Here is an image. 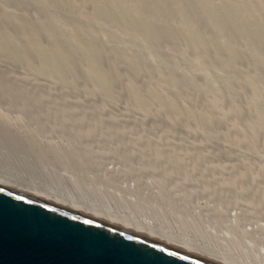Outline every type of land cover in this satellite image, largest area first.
I'll list each match as a JSON object with an SVG mask.
<instances>
[{
	"label": "rangeland",
	"instance_id": "1",
	"mask_svg": "<svg viewBox=\"0 0 264 264\" xmlns=\"http://www.w3.org/2000/svg\"><path fill=\"white\" fill-rule=\"evenodd\" d=\"M101 1L0 0V68H10V75L29 79L16 70L17 61L31 66L24 57L36 58L32 47H27L13 28L14 20L21 19L33 42L37 41L41 47L40 53L46 49L51 54L55 48L62 57L60 67L52 77L74 80L69 82L70 85L62 83L69 86V90L64 89L70 94L66 99L78 97L80 100L85 94L89 100H96L104 95L116 103V110H110L124 116L120 128L92 121L94 112L91 111L87 116L90 125L84 129L74 127L73 119H70L67 131L78 132V138L85 134V139L80 140L81 145L111 150L104 154L99 152L105 156L102 162L94 153L93 164L86 165L87 172L83 170L85 175L82 171L80 176L73 177L61 171L60 174L67 177H57L70 186H88L106 198L110 197L114 203H124L148 213L153 209L154 213L162 215H159L161 218L175 220L185 230L194 232L198 228L210 238H222L217 241L264 260V42L261 41L264 39H260L264 37V0L216 1L221 6H231V10L234 8L243 18L236 34H229L226 29L211 31L212 27L199 20L200 13L190 10L188 5L186 15H193L199 23L196 31L203 42L199 45L186 35L179 21L169 19L166 2L162 0H156L162 10L153 20L143 14L135 15L136 0H125L126 3L119 7L121 13L108 6L101 8ZM93 2L97 3L96 12L91 11ZM226 9L219 7L220 18L225 17ZM4 12H8V18L4 17ZM122 14L132 16L136 21L126 25L120 19ZM138 23L149 26L151 31L139 30ZM71 39L78 41L84 64L93 62V71L102 72L101 88L85 79L78 61V49L71 47ZM111 57L115 58L116 67L112 66ZM47 79L44 77L38 83L48 85ZM53 89V93L49 92L54 95L62 93L57 86ZM2 91L0 86V93ZM10 92L15 94L13 89ZM47 99L55 112H61L58 108L62 100ZM130 102L135 106L130 108ZM9 107L0 103V112L10 118H24L15 105ZM172 113L178 117L175 121L169 119L167 126L168 115ZM146 115L155 116V121L146 120ZM162 117L166 123L160 120ZM137 120L143 121L142 128L133 130ZM30 123L33 131H38L40 124L32 119ZM193 132H200L196 133L200 139ZM164 134L171 142L168 147H156L147 141L149 137L154 141ZM66 139L62 136L63 141L59 143L62 147L70 146ZM118 146L119 151H114ZM195 146L204 148L209 155L197 158L199 152ZM120 152L125 158L120 157ZM140 161L154 164L151 176L142 175L143 172L137 169L141 178L135 169L136 162ZM105 163L110 164L113 173L106 172ZM246 164L258 171L261 168L259 177L243 176L242 166ZM23 167L33 169L24 164ZM152 180L160 183L153 184ZM150 186L156 195L167 193L170 201H178L176 204L181 209L175 205V210L173 206L166 211L159 202L149 200L143 194L144 198L137 197L142 188L151 190Z\"/></svg>",
	"mask_w": 264,
	"mask_h": 264
},
{
	"label": "bare ground",
	"instance_id": "2",
	"mask_svg": "<svg viewBox=\"0 0 264 264\" xmlns=\"http://www.w3.org/2000/svg\"><path fill=\"white\" fill-rule=\"evenodd\" d=\"M162 1L166 2L167 14L170 16L169 19L171 21H179L180 24H182V29L185 31L186 35L189 38H194V43L197 45L203 43L202 40L200 39L202 36L200 35V33H198V31H196V26H197L198 22H195L193 15H188V16L186 15V10H187L188 5L190 6V8H189L190 10H197L200 13L199 20H201L204 23V25L212 27L210 29L211 31H222L223 32V29H226V31L229 34H233V33L236 34L238 31L239 22L243 19L240 16H238V14L236 12L237 10H235L234 8H233V10H231V6H221V4L220 5L217 4L216 3L217 0H203V1L202 0H162ZM125 3H126L125 0H102L100 2V7L103 8L105 6L106 7L108 6L113 11H115L117 13H121L119 7L123 6ZM214 7L216 8V11L214 10ZM219 7L220 8L223 7L224 10L227 8L225 12H223V10H222L225 17L222 16L220 18L219 13L221 10H219ZM97 10H98L97 3L93 2L91 11L96 12ZM134 10L136 11L135 15L143 14L147 19L150 17L153 20L154 15L160 16V13L162 10V5H160L158 3V1H156V0H136ZM102 16H104V15L102 14ZM4 17L8 18V12L7 13L4 12ZM222 18L225 19V21L223 23L221 22ZM120 19L126 25H129V24L136 21L135 18H133L132 16H129V15H126V14H122ZM20 20H14V23L12 24L13 28L16 31V33L21 37V39H23V41L26 43L27 47H32L31 51L33 54H35L34 56L36 58L35 59H28V58L24 57V59L27 60L31 64L32 67L25 65L23 63V61H17L16 70H20L22 73L26 74V76L29 77V79L10 75V68H7V67H1L0 68V86L3 88V91L0 93V96H1L0 97V103L8 106V108H10L9 106L14 107V105H15L14 108L18 109L21 112V114H23V116H24V118H21V120H20V117H18V116H16V117L14 116V117L10 118L9 115L0 112V162L7 165V166H10V167L22 170V171H26L29 173H33L34 175L44 179L45 181H48V182L55 184L57 186L84 191V192L90 193V194H92V195H94V196H96V197H98V198H100L106 202H109L111 204L128 207L124 203H119V202L114 203V201L112 202L110 197L106 198L105 196H103L100 193L96 192L95 190L89 188L88 186L83 185L85 188H82V187L80 188L78 185L77 186L79 188L76 187V185L70 186V184L68 185V183L64 182V180L62 178L57 177V175H61L60 174L61 171H65L67 173V175L71 174V175H73V177L76 175L80 176L79 175L80 172H82L86 168L88 170V167L86 165L91 166V164H93L94 153H96V155L100 156V162H102L103 158H105V156L99 154V152L104 154L105 152L107 153V150H109V148H107V150H106V148L105 149H103V148H97L96 149L94 146L95 149H93V147L90 148V147H85L84 144L81 145L80 140L83 138L85 139V134L82 136V138H78V136H77L78 132H75L73 130L67 131L68 121L70 119H73L74 127L75 126L77 128L83 127V129H84L85 126L88 127L90 125V123L88 122L87 116H89L92 112H94V114L90 118L92 121H96L98 123L104 122L106 125L116 126V128H120L121 124L123 122L122 119L124 118V116H122L121 114H116L110 110V109H112V110L115 109L116 106H114V105L116 103L114 104L113 103L114 101H110L109 100L110 98L106 99L104 95L97 97L98 99H96V100L94 98H91V100H89L87 98V96L85 97V94H83L84 98L80 99L82 101L78 100L77 99L78 97L75 100L66 99V98H68L67 95L69 93H67V91H65L64 89L69 90L68 89L69 86H68V84L65 85L62 83L63 82L69 83L73 79L70 78L68 80H61V79L57 80L56 78L52 77L57 72L58 68L60 67L62 57L60 56L59 53H57V50L55 48H53L51 50L52 51L51 54L46 49L43 53H40L41 47L38 46V42L37 41L33 42L31 34L24 29L25 25ZM221 24H223L224 26L222 25L223 27H221ZM136 27L139 30H143L145 32L151 31V28L149 26L142 25L140 23H138L136 25ZM262 31H263V29H262ZM260 39H264V37L260 38ZM71 41H72L71 47L78 49V55H79L78 61L82 67L83 72L86 75L85 79L86 80L89 79L92 83H94V82L97 83L96 86H98V88H101V85H102L101 82H103L102 81V72L100 70L93 71V62L92 63L88 62L85 65L83 60H82L83 54L80 52V48L77 46L78 41L76 39H71ZM261 41L264 42V40H261ZM6 48H8V47H6ZM37 55H39V56H37ZM85 59H87L86 56H85ZM95 61H96V59L94 58V62ZM110 62H111L113 67L117 66V62H116L115 58L111 57ZM98 63H96V64H98ZM91 67H92V70L90 69ZM44 77L49 78L46 80V82H48V85L38 83V81L42 80V78H44ZM75 81H76V79H75ZM51 84L54 85L55 87L57 86V88L60 91H62V93H58V95L52 94L53 93L52 90H54L53 88H55V87L54 86L50 87V86H52ZM71 84L75 85L73 82ZM77 84H76V86L78 87ZM69 85H70V83H69ZM73 85H71V87ZM11 89H13L15 91L16 95L10 92ZM35 90H37L36 93H35ZM50 90L52 93L49 92ZM41 91H43V92H41ZM72 91H75V90H72ZM159 91H161V90H159ZM73 94H75V93H73ZM88 94H90V93H88ZM77 95H79V94H77ZM43 96H46V97H43ZM58 96L59 97L61 96V98H59ZM71 96H73V95H71ZM47 97H49L51 99L54 98L56 100H62V105L59 106V108H58L61 112H55L53 110V108L48 103ZM56 97H58V98H56ZM93 97L96 98V96H93ZM74 98L75 97H73L72 99H74ZM92 99H94V100H92ZM131 104L132 105H130V108H131V106H133V107L135 106L133 103H131ZM7 110H9V109H7ZM90 111H91V113H89ZM5 112H6V110H5ZM7 112H9V111H7ZM136 112H139V111H136ZM172 114L173 115H171V114L168 115V116H170L168 119L166 118L168 116H165V118L168 120L167 123H166V120L163 119V117L160 120H162V121L164 120L166 125H167L168 123H170L171 118L174 119V121H175V118L178 117L177 116L178 114L177 115H175V113H172ZM67 116H69V117H67ZM151 116L146 115V120L149 119V121H150V119H151L154 122L155 121L154 119H156V118H153L155 116H153V117H151ZM31 119L40 124L38 131L35 130V132H34L33 129L31 128V123H30ZM26 121H28V122H26ZM63 122H65V125L62 124ZM142 123H143V121L137 120L134 123L135 127L133 130H135L136 127H141ZM171 123H173V122H171ZM125 124H128V123L125 122ZM170 127H172V126H170ZM28 128H30L31 130H28ZM54 128H55V131H53ZM144 128H146V127H144ZM76 131H78V130H76ZM151 132H152V130H151ZM193 133L196 134V133H200V132H193ZM127 134L130 135V132H128ZM192 135H191V138H194V136L192 137ZM197 135H199V134H196L195 137H198ZM205 135L208 136V134H206V133H205ZM50 136H54V137L51 138ZM62 136L67 138L66 140H67V142L70 143V144L68 143L70 146L65 147L66 146L65 145L62 147L61 144H59V143H61ZM199 137L197 139H200ZM208 137H211V136L209 135ZM166 138H168V137L166 134H164V136H160L154 141H152V138L149 137V138H147V141L149 143H151V142L154 143L156 145V147H168V145L171 142H169L170 140L167 141ZM205 139H207V138H205ZM57 140H59V141H57ZM140 141L142 142V140H140ZM194 141H196L195 138H194ZM67 142H65V143H67ZM124 144H125V142H124ZM196 144L199 145V143H197V142H196ZM172 146L177 147V146H174L173 144H172ZM119 148H120L119 146L114 148V151H119ZM195 148L198 149L197 151L199 152V155L196 156L197 158H201L203 156L209 155L206 152L207 150L205 151L204 148L196 147V146H195ZM95 150H97V151H95ZM110 150H109V152H110ZM120 153L122 154V152H120ZM120 157L125 158L124 154H122ZM138 159H142V158H138ZM156 160H154V161H156ZM260 160H262V159H260ZM25 162H27V165L33 169L24 168L23 164H24V166H27L25 164ZM150 162L151 161H149V162L148 161L147 162H144V161L141 162L140 161V163L136 162V168L135 169L136 170L138 169L139 171L143 172L142 175H145V176L148 175V177H149V176H151V173H152L150 170H153L155 168L154 164L152 162L151 163ZM260 162H262V161H260ZM101 164L102 163H100V165ZM164 164H167V163H164ZM247 165L248 164H246L245 166L244 165L242 166V171H241L242 175L244 176V175L248 174V176L250 175L252 178L254 176L255 177L254 179H256V175L259 177L258 173L260 172L261 168L258 171V169L256 170L253 168L254 166L252 167L250 165L249 166H247ZM18 166H19V168H18ZM105 166H106V172L107 171L111 172V173L114 172L113 168H109L110 167L109 163L108 164L105 163ZM166 167H165V169H166ZM89 169H92V168H89ZM93 169H92V171H93ZM85 171H83L84 175L87 172V171L86 172ZM256 171H258V172H256ZM166 173L169 174V172H166ZM261 173H263V172L261 171ZM125 175L127 176V174H125ZM140 175H141V173H140ZM142 175H141V178L143 177ZM61 176H63V175H61ZM182 176H184V175H182ZM63 177H67V176H63ZM81 178H83L82 175H81ZM184 179L186 180V178L183 177V180ZM155 181H157V180H152V182H154L153 184L158 183ZM145 182H147V181H145ZM145 182H143V186L145 185L144 184ZM81 183H82V181H81ZM159 183H160V181H159ZM82 184H84V182ZM150 184H152V183H150ZM141 186H142V184H141ZM147 187L148 186L146 185V189H147ZM146 189L142 188V190H140L139 194H137L138 195L137 197L144 198L141 196V194H143L147 199L152 200L154 202H159L161 205V208L163 210L170 211L173 208V206H174L173 209L175 210V205L176 206L178 205V204H176L178 201L174 203L173 201L175 199L173 200L172 199L173 197L171 198L173 201H170V197L166 196L167 193L164 191H163V193H166L165 196H161V195H159V193H158V195H156L155 193H153L152 188L150 186L151 190H149V191H152L153 195L155 194L153 196V195H151L152 193H150ZM158 189H160V188H158ZM158 192H160V190ZM174 198H175V196H174ZM177 200H179V199L177 198ZM157 205L159 206V204H157ZM206 205H208V204H206ZM177 207H179V205ZM130 208H132V207H130ZM133 208L137 209L135 207H133ZM179 209H181V208L179 207ZM137 210H139V209H137ZM150 210H151L150 213H148L147 210H146L147 212H145V210L144 211L139 210V211L145 213L146 215H148L152 219L164 224L165 226H167L169 228H172V229H175V230L181 231V232L196 234V235L200 236L201 238H203L207 243H209L211 246H213L216 249L241 254V255L252 258L256 262V264H264V260L256 259L252 254H249L248 252H245L238 247L217 241V240H221L222 238L221 239H215V237L210 238V237L206 236L205 234L201 233L198 228L194 232H192L191 229H190L191 231L189 229L185 230L183 227H180V226H178V224H176L177 221L175 223L174 222L175 220L171 221L169 219H166L165 217L161 218L160 216H162V215H160L159 212L154 213L153 209H150ZM152 212L155 215H152L151 214ZM178 223H179V221H178Z\"/></svg>",
	"mask_w": 264,
	"mask_h": 264
},
{
	"label": "water",
	"instance_id": "3",
	"mask_svg": "<svg viewBox=\"0 0 264 264\" xmlns=\"http://www.w3.org/2000/svg\"><path fill=\"white\" fill-rule=\"evenodd\" d=\"M0 264H256L0 162Z\"/></svg>",
	"mask_w": 264,
	"mask_h": 264
}]
</instances>
